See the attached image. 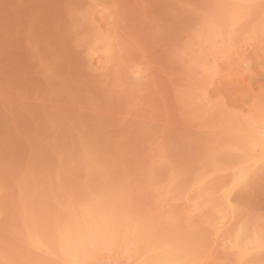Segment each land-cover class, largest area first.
<instances>
[{"label": "rangeland", "instance_id": "1", "mask_svg": "<svg viewBox=\"0 0 264 264\" xmlns=\"http://www.w3.org/2000/svg\"><path fill=\"white\" fill-rule=\"evenodd\" d=\"M0 264H264V0H0Z\"/></svg>", "mask_w": 264, "mask_h": 264}, {"label": "bare ground", "instance_id": "2", "mask_svg": "<svg viewBox=\"0 0 264 264\" xmlns=\"http://www.w3.org/2000/svg\"><path fill=\"white\" fill-rule=\"evenodd\" d=\"M90 227H92V226H90ZM89 229H90V228H89ZM88 231H89V233L87 232L88 234H90V233L92 234V232H90L91 230H88ZM88 236H89V235H88ZM90 236H91V235H90ZM92 236H93V235H92ZM92 236H91V237H92ZM91 237H90V238H91ZM88 238H89V237H88Z\"/></svg>", "mask_w": 264, "mask_h": 264}]
</instances>
